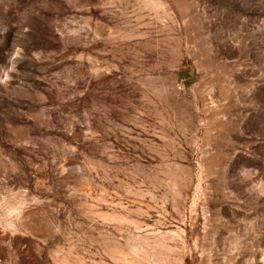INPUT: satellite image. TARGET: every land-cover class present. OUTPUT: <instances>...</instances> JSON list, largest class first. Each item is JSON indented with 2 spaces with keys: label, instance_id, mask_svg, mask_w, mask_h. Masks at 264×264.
<instances>
[{
  "label": "rangeland",
  "instance_id": "1",
  "mask_svg": "<svg viewBox=\"0 0 264 264\" xmlns=\"http://www.w3.org/2000/svg\"><path fill=\"white\" fill-rule=\"evenodd\" d=\"M0 264H264V0H0Z\"/></svg>",
  "mask_w": 264,
  "mask_h": 264
}]
</instances>
